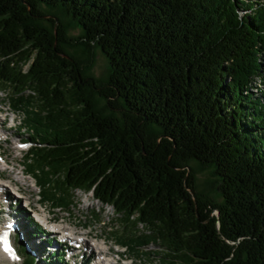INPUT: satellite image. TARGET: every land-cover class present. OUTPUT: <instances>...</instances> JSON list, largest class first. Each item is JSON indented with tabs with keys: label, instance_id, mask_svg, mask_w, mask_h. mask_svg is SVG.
I'll return each mask as SVG.
<instances>
[{
	"label": "trees",
	"instance_id": "trees-1",
	"mask_svg": "<svg viewBox=\"0 0 264 264\" xmlns=\"http://www.w3.org/2000/svg\"><path fill=\"white\" fill-rule=\"evenodd\" d=\"M263 60L264 0H0V91L26 115L25 169L56 204L90 193L141 226L163 264H264ZM204 168L218 201L198 188ZM34 232H11L17 260L67 264L30 248Z\"/></svg>",
	"mask_w": 264,
	"mask_h": 264
},
{
	"label": "rangeland",
	"instance_id": "rangeland-1",
	"mask_svg": "<svg viewBox=\"0 0 264 264\" xmlns=\"http://www.w3.org/2000/svg\"><path fill=\"white\" fill-rule=\"evenodd\" d=\"M68 31L72 36H76L79 33V30L72 24L69 25ZM93 63L91 73L94 76L103 77L107 74L108 62L98 49L94 50ZM262 71L263 81L259 78L256 86L258 89L263 88L264 90V60ZM25 118L26 115L24 112L14 109L8 100V96L0 91V177L5 180L14 179L15 182L18 181L21 185L20 191L23 194V198L20 200L13 196L8 189L6 190V194L9 196L7 195L8 197H5V200L3 199L4 196L0 195V228L3 227L6 230H11L10 227L13 225L16 229H23L27 224V230L34 232L28 224L27 218L30 217L35 221L34 217H37L35 212H41L57 223L71 225L75 228L77 234H83L82 236L85 240L80 250L72 246L73 243L69 245L68 242H66L68 246H71L70 249H73L71 251V255H73L71 257H73V259L70 256L67 257L69 259V264H79V261L82 260L81 257L83 252L85 262L89 255L99 253V249H93L94 252L90 253L88 248L87 250L84 248V242L92 245L97 241L105 243L108 249L104 253L114 258L116 261L119 259L118 264H163L161 257L162 247L158 245V241H152L145 237L144 235L147 234H144V229L141 226H138L137 230L131 231L133 233L135 232L133 234L136 237L134 238L133 236L134 240L126 241V245L120 243L119 240L116 239L115 234L130 235L131 232L128 230L127 232L126 229L122 228L111 206L101 204L99 201L95 200L90 193L75 191L72 200L68 204H56V201L44 197L43 186L37 182L35 175L28 172V169L26 170L24 166V154L29 147L26 143L24 146L21 145V142H23L21 138H24L26 135V125H24ZM18 125L20 126L18 127ZM4 160H6L8 164H6ZM196 178L198 188L210 193L215 201H218L219 197L214 192V186L212 187L210 185L213 181L210 169L204 168L200 170ZM20 208L25 209L24 214L19 213ZM39 227L44 231L45 228L42 227L40 223ZM20 237L25 238L24 233ZM61 238V235L46 234L45 231L43 233L34 232L30 234L27 241L29 247H33L37 251H40L38 246L42 245V242L45 243L44 249L47 247L49 250L63 249L67 251L66 246L58 242L62 240ZM46 240L51 241L49 242ZM45 254H47V252ZM64 260L66 259L64 258ZM46 262L48 261L46 260ZM0 264L22 263L17 260V257L12 258L11 255L7 252L4 254L0 249ZM39 264L46 263L41 260ZM91 264H93V262Z\"/></svg>",
	"mask_w": 264,
	"mask_h": 264
},
{
	"label": "bare ground",
	"instance_id": "bare-ground-1",
	"mask_svg": "<svg viewBox=\"0 0 264 264\" xmlns=\"http://www.w3.org/2000/svg\"><path fill=\"white\" fill-rule=\"evenodd\" d=\"M5 122V121H4ZM6 164H8V162L6 160H4ZM8 182H11L12 184H14L15 186H17V188L21 189V185L18 181H14V179H8V180H5L3 179L2 177H0V195L4 196L3 199L5 200V197H8L9 195L6 194V188L4 185H2L3 183H8ZM10 192V191H9ZM8 195V196H7ZM37 217L38 219L42 222V223H45V219L44 217H46L47 215H41L40 213L37 212ZM46 219H50L52 221V219L49 217ZM49 227L53 230H58L59 233H57L58 235H61L63 238L66 237V238H75V243H78V241H84V237L82 236L83 234H77L75 232V228L72 227L71 225L69 224H66V223H57V222H53L52 224L49 225ZM76 235V236H75ZM84 248L87 250V248L89 249V252L90 253H93L94 250H100V252L98 253V257H97V261L98 262H101L102 264H114L116 263V260L114 258H111L110 256H107L106 253V250L108 249L106 246H105V243H101V242H94L92 245L87 243V242H84ZM1 249V248H0ZM94 249V250H93ZM3 250V248H2ZM92 252H91V251ZM4 252V250H3ZM10 255V254H9ZM11 258V257H10ZM15 258V257H14Z\"/></svg>",
	"mask_w": 264,
	"mask_h": 264
}]
</instances>
